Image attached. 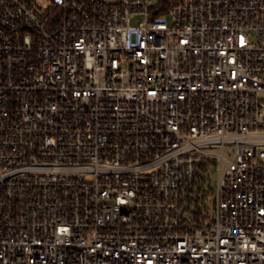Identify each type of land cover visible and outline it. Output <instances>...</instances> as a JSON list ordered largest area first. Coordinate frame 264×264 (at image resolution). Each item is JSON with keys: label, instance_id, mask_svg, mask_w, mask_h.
Segmentation results:
<instances>
[{"label": "built area", "instance_id": "built-area-1", "mask_svg": "<svg viewBox=\"0 0 264 264\" xmlns=\"http://www.w3.org/2000/svg\"><path fill=\"white\" fill-rule=\"evenodd\" d=\"M0 0V264H264V0Z\"/></svg>", "mask_w": 264, "mask_h": 264}, {"label": "rangeland", "instance_id": "rangeland-1", "mask_svg": "<svg viewBox=\"0 0 264 264\" xmlns=\"http://www.w3.org/2000/svg\"><path fill=\"white\" fill-rule=\"evenodd\" d=\"M46 2H47L46 0H39V4L43 6H46Z\"/></svg>", "mask_w": 264, "mask_h": 264}]
</instances>
